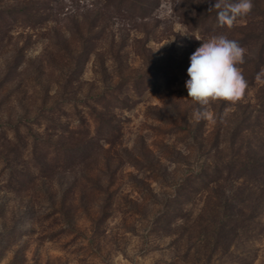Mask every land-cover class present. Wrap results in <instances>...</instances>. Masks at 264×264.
I'll return each mask as SVG.
<instances>
[{"label": "rangeland", "instance_id": "374dc122", "mask_svg": "<svg viewBox=\"0 0 264 264\" xmlns=\"http://www.w3.org/2000/svg\"><path fill=\"white\" fill-rule=\"evenodd\" d=\"M0 0V264H264V0ZM248 87L196 122L191 54Z\"/></svg>", "mask_w": 264, "mask_h": 264}, {"label": "clouds", "instance_id": "9594fccd", "mask_svg": "<svg viewBox=\"0 0 264 264\" xmlns=\"http://www.w3.org/2000/svg\"><path fill=\"white\" fill-rule=\"evenodd\" d=\"M253 7V0H215L209 12H217L218 27L231 29ZM244 62L245 49L224 34L210 36L191 54L185 87L188 98L199 105L192 114L196 122H216L208 111L211 103L242 99L248 84L238 65Z\"/></svg>", "mask_w": 264, "mask_h": 264}]
</instances>
